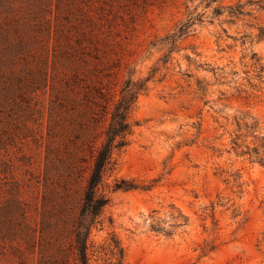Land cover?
Returning <instances> with one entry per match:
<instances>
[{
  "label": "rangeland",
  "instance_id": "rangeland-1",
  "mask_svg": "<svg viewBox=\"0 0 264 264\" xmlns=\"http://www.w3.org/2000/svg\"><path fill=\"white\" fill-rule=\"evenodd\" d=\"M197 15L164 64L160 40ZM92 40L119 85L156 71L117 156L149 188L112 194L90 263L116 262L114 238L122 264H264V0H0V264H40L63 198L49 87Z\"/></svg>",
  "mask_w": 264,
  "mask_h": 264
},
{
  "label": "trees",
  "instance_id": "trees-1",
  "mask_svg": "<svg viewBox=\"0 0 264 264\" xmlns=\"http://www.w3.org/2000/svg\"><path fill=\"white\" fill-rule=\"evenodd\" d=\"M229 10V14H241L239 6ZM220 13V8L215 10V15ZM200 19V15L188 18L160 40L162 47L167 46L164 64ZM90 44L87 50L80 47L65 56L61 77L49 87L48 136L54 147L53 162L51 149L47 160L54 165L63 198L42 219V226L53 230L40 249V264H91L90 235L102 227L112 194L149 188L117 177V156L129 144L137 125L132 119L137 97L156 69L140 81H134L127 70V78L119 85L120 65L108 63L106 44L96 40ZM102 250L116 259L113 264H122L124 252L114 238Z\"/></svg>",
  "mask_w": 264,
  "mask_h": 264
}]
</instances>
